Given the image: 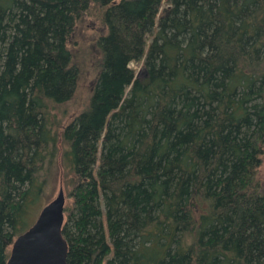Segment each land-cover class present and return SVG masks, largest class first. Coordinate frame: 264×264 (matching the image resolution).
Listing matches in <instances>:
<instances>
[{
	"label": "trees",
	"instance_id": "obj_1",
	"mask_svg": "<svg viewBox=\"0 0 264 264\" xmlns=\"http://www.w3.org/2000/svg\"><path fill=\"white\" fill-rule=\"evenodd\" d=\"M91 5L101 71L61 126ZM60 141L67 264H264V0H0V264Z\"/></svg>",
	"mask_w": 264,
	"mask_h": 264
},
{
	"label": "rangeland",
	"instance_id": "obj_2",
	"mask_svg": "<svg viewBox=\"0 0 264 264\" xmlns=\"http://www.w3.org/2000/svg\"><path fill=\"white\" fill-rule=\"evenodd\" d=\"M102 15L103 9L101 7L91 5L88 13L77 22L70 37L69 47L72 52L73 64L77 67L79 76L72 99L53 110V114L61 126L69 124L89 105L95 83L101 71L102 53L98 46V39L107 32ZM131 66L137 69L138 73L141 72L140 75L144 74L141 63L132 62ZM59 148L56 163L53 167V176L44 189L40 203L35 207L34 214H37V216L44 205L57 197L61 188L64 189L66 203L71 201L69 197L70 187L67 185L63 159L65 144L61 141ZM260 175L264 182V146ZM30 221H32V217Z\"/></svg>",
	"mask_w": 264,
	"mask_h": 264
},
{
	"label": "water",
	"instance_id": "obj_3",
	"mask_svg": "<svg viewBox=\"0 0 264 264\" xmlns=\"http://www.w3.org/2000/svg\"><path fill=\"white\" fill-rule=\"evenodd\" d=\"M66 196L44 205L35 222L13 243L7 264H67L68 243L62 230L66 221Z\"/></svg>",
	"mask_w": 264,
	"mask_h": 264
}]
</instances>
